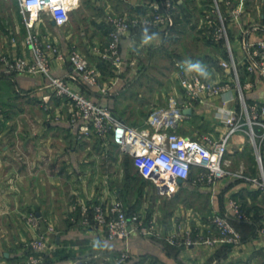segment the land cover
Returning <instances> with one entry per match:
<instances>
[{
    "label": "crops",
    "instance_id": "obj_1",
    "mask_svg": "<svg viewBox=\"0 0 264 264\" xmlns=\"http://www.w3.org/2000/svg\"><path fill=\"white\" fill-rule=\"evenodd\" d=\"M100 1L103 2V0ZM104 1L106 2L104 8L106 6L110 8V17H124L131 21L136 16L148 15L153 2V0ZM174 2L176 18L173 29L147 31L134 28L131 34L122 40L124 65L121 71H117L109 64L100 63L99 49H102L105 43L103 44L102 33L96 26L101 25L98 24L100 22L98 20L95 24L90 22L87 25L91 27L90 31L81 32L79 47L90 62L98 66L101 81L110 88L109 94L105 99H101L96 89L87 88L77 79H70L71 85L93 100L110 107L129 126L154 131L148 124L149 118L152 113L164 108H154L148 116L141 109L135 110V107L142 103L137 101L138 97H134L135 92L131 93V91L137 87H143V84L135 85L142 68L141 60L134 59L135 53L137 54L140 50H143L144 55L148 53L150 56L154 51L163 53L167 50L165 45L169 41L181 44L187 36L195 42H200L205 54L199 55V60L195 63L181 61L179 64L176 63V74L180 65L191 66L209 82H231L233 77L231 71L224 69L221 65L223 61L229 59L227 46L215 38L218 20L214 13L215 0H174ZM217 2L222 15L227 20L232 54L238 64L239 75L253 83V88L247 92V100H256L264 104V77L258 73H249L246 61L247 46L264 40V0H217ZM235 9L238 11L237 15L232 14ZM50 23L55 26L52 22ZM185 24L191 25V27L188 25V31L183 29ZM10 38L0 34V56L12 58L32 56L26 45L21 51L18 49L16 36ZM62 38L61 47L66 51L70 39L67 34ZM183 47L182 51L185 52L186 46ZM174 50L176 54L178 47ZM258 61L263 62V60ZM52 72L54 76L69 78L73 70L70 63L54 59ZM129 92L134 98L127 96ZM184 98L181 90L180 95L177 92L176 95L170 96L166 107L169 108L174 103L181 106ZM225 98L231 100L229 104L231 107L238 106L239 102L234 91L224 97V100ZM222 102V99L217 98L212 101V105L193 109L190 116L186 115V118L179 121L177 131L186 137L219 138L227 131L226 125L215 117L216 107H220ZM39 105L47 108L44 115L34 114L35 107ZM70 107L67 100L64 101L53 93L47 77L43 75L0 78V264H19L15 258L23 251L26 244L46 233L50 226L56 231L50 234L51 240L60 246H63V243H70L69 246L74 250L75 256L86 258V260L52 259L47 264H113L116 254L124 250H128L129 254L144 256L142 261L136 260L139 261L137 264L148 263L151 260L149 257L155 260L161 259L166 264L208 263L211 256L210 250L205 249L204 246H170L161 240L140 236H134L125 242L111 241L105 233L92 231L81 225L77 220L80 217L81 205L94 202L108 204L115 198L107 187H104V194L95 195L91 184L87 181L88 177L96 175L97 170L94 168V163L87 160L92 154L90 144L95 142L93 150L103 155L107 153L108 147L101 145L95 137L85 139L78 136L77 127L69 122ZM194 124L196 127L192 131L188 126H194ZM258 130L261 133V129L258 128ZM245 136H247L245 133L235 135L229 152L235 150L236 153H244L246 151ZM262 148L261 153L264 157V145ZM190 186L195 189L193 191L207 195L209 201L210 196L219 198L222 194L225 197L233 195L237 198L244 185L228 184V181L224 179L217 183L215 192H212L206 185L198 187L191 178L188 182L181 183L180 189H188ZM241 206L245 212H249L253 217L256 216L255 208L253 213L247 205ZM214 210L221 214L231 212L228 203L217 205ZM186 212L188 213L185 211L179 213L188 218L198 217L194 209ZM32 214L39 219L36 224L29 220ZM255 218L264 222V212ZM237 223L241 222L237 221ZM161 228L164 230L163 227ZM250 229L258 232L256 221L251 222ZM165 230L164 236L183 235V232L177 230L175 224ZM258 234L260 236L254 242L256 244L254 251L264 252V234ZM84 246L97 247L98 253L93 256L89 250H86L85 254H80ZM204 250L207 252L205 255L201 253H204ZM235 254V258L237 255L241 258V252L235 251ZM98 255L103 259L99 260ZM230 257L231 254L226 256L225 260Z\"/></svg>",
    "mask_w": 264,
    "mask_h": 264
},
{
    "label": "built area",
    "instance_id": "obj_2",
    "mask_svg": "<svg viewBox=\"0 0 264 264\" xmlns=\"http://www.w3.org/2000/svg\"><path fill=\"white\" fill-rule=\"evenodd\" d=\"M17 1L25 18L28 34L25 37L26 46L32 56L15 58L0 56V78L4 76L43 75L47 77L53 93L70 104V124L77 127L78 136L82 138L95 137L98 142L107 147L113 143L127 151L134 158L139 175L151 181L159 194L174 195L182 183L188 182L193 173L197 175L195 185L211 188L215 192L217 183L229 175L230 161L227 158L230 144L235 135L245 133L255 147L260 174L248 178L249 182L259 189L264 196V159L261 148L264 145V104L247 100V92L253 88L251 81L241 82L238 64L232 54L231 40L227 20L221 13L215 0L214 13L217 16L215 38L226 44L229 59L221 63L224 69H229L234 77L231 82L212 83L207 81L191 66L180 65L177 74L181 77L180 87L184 94L183 105L174 103L167 109H160L151 114L149 129L134 128L120 119L108 106H104L75 89L70 79H77L87 88L96 89L101 99H105L110 88L101 81L100 71L96 64L79 50H61L54 43L43 41L32 29L41 20L42 15L55 25L65 24L79 3V0H13ZM174 0H153L148 15L136 16L132 21L124 17L109 18L111 31L107 44L99 49L101 62L107 63L117 71L124 65L122 40L131 34L134 28L173 29L175 27ZM232 14L237 15L235 9ZM56 59L70 63L73 73L69 78L57 77L52 72V61ZM258 60H263L258 61ZM247 69L249 73H258L264 77V40L247 46ZM235 92L238 106L231 107V100L224 97ZM222 99V105L216 107L215 117L227 127L226 133L217 139L210 137H186L177 131L180 120L186 118L185 109H195L212 105L214 99ZM213 107V106H211ZM214 108V107H213ZM256 128L261 129L257 133ZM260 142L258 144L257 142ZM243 175V170L238 176ZM231 212L225 215L213 214L211 221L219 231L218 237L207 235L199 244L213 246L217 243L241 244L242 236L232 223L241 221L244 216L240 209L231 204ZM29 220L37 223L35 214ZM78 220V219H77ZM83 227L92 231H101L111 241H129L134 236L165 240L171 245H198L192 242L191 232L184 235L164 236L155 221L146 222L144 219L130 217L124 204L113 201L108 204L94 202L83 204L80 208L79 220ZM56 232L50 226L46 233L39 235L26 244L25 248L32 252L20 264H44L47 256L54 254L62 247L50 239V234ZM71 249L70 246L65 248ZM23 252V251H22ZM130 254L128 250L121 251L113 264H126Z\"/></svg>",
    "mask_w": 264,
    "mask_h": 264
},
{
    "label": "rangeland",
    "instance_id": "obj_3",
    "mask_svg": "<svg viewBox=\"0 0 264 264\" xmlns=\"http://www.w3.org/2000/svg\"><path fill=\"white\" fill-rule=\"evenodd\" d=\"M76 1L72 0L73 3ZM105 5L106 2L104 0L103 2L100 0H79L78 6L71 11L69 19L65 24L52 26L47 16L42 15L41 20L35 25L32 31L43 41L48 40L61 50H63L61 47L62 36L64 37L67 34L68 39H70L69 43H67V50L77 49L82 52L79 47L81 32L90 31L91 27H87V25L90 22L95 24V21L98 20L100 21L98 24L101 26H96V28L101 31L103 44H106L110 35V8L108 6L104 8ZM191 22L194 23L193 20ZM188 25L185 24L183 27L185 31L189 30ZM0 34L9 38L16 36L20 51L26 45L25 37L28 34V28L16 1L0 0ZM70 35H72V38H70ZM75 40L77 42H74ZM174 44L176 43L169 41L165 45L167 50L163 53H156L154 51L150 56L148 53L144 55L143 50H140L137 54H134V59L137 61L141 60L140 66L142 67L141 72H139L141 75L138 74L137 77L139 78L135 81V85L139 86L143 84L142 88L137 87V89L131 91V93L135 92L134 97L136 96L139 99L137 101L142 103V105L135 107L136 111L141 109L148 116L154 108H167L166 106H168L170 96L176 95L177 92L180 95L181 92V88L178 87V85L180 86L181 77L175 72L176 63L179 64L180 61L195 63L199 60V55L205 54L200 42H195L187 36L184 37V42L181 44ZM183 46H186L185 52L182 51ZM177 47L178 50L175 54L174 49ZM232 79L234 80V77ZM131 93L129 92L127 96L133 97ZM45 111H47V108L39 105L35 107L34 114L44 115ZM188 127L194 131V127L196 126L194 124V126ZM257 143L260 144L259 140ZM90 145L92 147V154L87 160L94 163V168L97 170L96 175L91 178L88 177L87 181L91 184V189L95 195L101 196L104 194V187H107L108 191L114 196V201L117 200L124 204L130 217L144 219L146 222L155 221L162 232L175 224L177 230L183 232L185 240H187V231H190L193 239L192 242L196 241L198 242V246H204L205 249L208 248L210 250L211 256L206 264H264V252L254 251L256 247L254 242L260 236L258 233L264 234V222H260L258 218H255L256 216H260L261 212H264V196L248 180V178L257 177L260 174L255 147L248 136H245L244 145L246 146V151L244 153L239 154L234 152V150L232 152L228 151L227 154V158L230 161V173L225 179L228 181V184L244 185L240 189L238 197L235 198L233 195L231 197H225L222 194L223 196L221 195L219 198L210 196L209 201L207 200V195L193 191L195 190L192 188L193 186H190L188 189H179L171 196L161 195L151 181L139 175L134 158L127 151H123L119 145L113 143L108 144L107 153L104 155L100 154L99 151L93 150L95 142H92ZM241 170H243V175L239 177L238 173ZM193 177L195 181L197 175L195 174ZM223 203H228V206H231V204L236 205L244 216L243 220L239 221L241 223L238 224L242 226L239 230L237 229L242 236L241 244L238 246L233 245V248L230 249L228 254L224 255L230 256L231 254L228 260H225L224 256L221 257V260L218 259L220 258L219 251L225 244L217 243L213 246L199 244L201 243L199 241L203 240L209 234L218 237L219 231L213 225L211 217L213 214L221 215V213L214 210V207L220 204L223 205ZM242 204L247 205L248 209H252L251 212L253 213L255 208L256 216L253 217L252 214L246 213L241 206ZM191 209H194V212L195 210L197 211L196 215L198 217L190 216L188 218V216H183V214L179 213L180 211L188 213L186 211ZM177 213L179 214L177 215ZM252 221H256L259 229L258 232L255 229H250ZM161 241L171 246L167 241L162 239ZM235 251L242 253L241 258H238V255L235 258ZM201 253L204 255L207 254L206 250H204V253ZM98 257L99 260L103 259L100 255ZM143 257L142 255L130 254L129 260L142 261L141 259ZM146 257L148 258V256ZM149 258L151 260L149 261L147 259L149 262L146 264H166L161 259L155 260L152 257Z\"/></svg>",
    "mask_w": 264,
    "mask_h": 264
},
{
    "label": "trees",
    "instance_id": "obj_4",
    "mask_svg": "<svg viewBox=\"0 0 264 264\" xmlns=\"http://www.w3.org/2000/svg\"><path fill=\"white\" fill-rule=\"evenodd\" d=\"M17 2V1H16ZM18 3V2H17ZM176 4V3H175ZM19 6V5H18ZM134 9V8H133ZM111 28V27H110ZM110 31H111V29H110ZM121 49H122V47H121ZM101 64H105V65H108L107 63H104V62H100ZM240 79H241V82H244V81H246L244 78H242V77H240ZM248 102H250V103H252L253 102V100H249L248 99ZM256 131L257 132H259V130H258V128H256ZM260 133V132H259ZM263 156V155H262ZM263 159H264V157H263ZM195 175V173H193V175H192V177L191 178H194L193 176ZM246 213H248L249 214V212H246ZM221 215H223V214H221ZM79 220V219H78ZM232 223L234 224V226L239 230V228L241 227L240 225H238L239 223H237V220H232ZM63 246L62 247H60V248H58L57 249V251L54 253V254H51V255H49V256H47L46 257V259H45V262H44V264H47V263H49L52 259H55V260H61V261H63V260H68V259H79V260H86V258H81V257H76L75 255V253H74V250L71 248V249H69V250H66L65 248L66 247H68L69 245H71L70 243H63L62 244ZM84 249L80 252V254H85L86 253V250H89V253L91 252L92 254H93V256L94 255H96L97 253H98V251H97V247L95 248V247H93V246H84L83 247ZM233 248V245H231V244H225L222 248H221V250L219 251V257H220V259H221V257H223L224 255H227L228 254V252L230 251V249H232ZM23 250V252H21L16 258H15V261L17 262V263H21L22 262V260H24V258L25 257H27V256H29L30 254H31V250L30 249H26V248H23L22 249ZM79 254V255H80ZM92 254H89L90 256H92ZM119 255V253L118 254H116V257ZM89 256V257H90ZM224 257H226V256H224ZM139 261H135V263L137 264ZM132 260H128L127 261V263L126 264H135Z\"/></svg>",
    "mask_w": 264,
    "mask_h": 264
},
{
    "label": "water",
    "instance_id": "obj_5",
    "mask_svg": "<svg viewBox=\"0 0 264 264\" xmlns=\"http://www.w3.org/2000/svg\"><path fill=\"white\" fill-rule=\"evenodd\" d=\"M184 114L187 115V116H190L192 114V110L191 109H185L184 110ZM178 183L181 184L182 181L181 180H178Z\"/></svg>",
    "mask_w": 264,
    "mask_h": 264
}]
</instances>
